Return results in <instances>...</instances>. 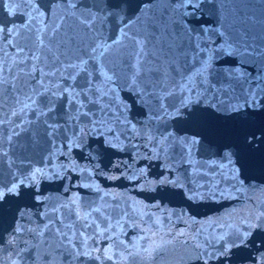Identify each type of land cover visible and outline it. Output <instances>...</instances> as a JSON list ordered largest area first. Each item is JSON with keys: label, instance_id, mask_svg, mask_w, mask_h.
<instances>
[{"label": "water", "instance_id": "95a60500", "mask_svg": "<svg viewBox=\"0 0 264 264\" xmlns=\"http://www.w3.org/2000/svg\"><path fill=\"white\" fill-rule=\"evenodd\" d=\"M115 2L0 0V264H264V0Z\"/></svg>", "mask_w": 264, "mask_h": 264}, {"label": "snow or ice", "instance_id": "6c2138e0", "mask_svg": "<svg viewBox=\"0 0 264 264\" xmlns=\"http://www.w3.org/2000/svg\"><path fill=\"white\" fill-rule=\"evenodd\" d=\"M28 2L30 4L35 5L36 4V0H28ZM65 3H67L70 7L75 8L76 5L74 3V0H64ZM130 2V0H129ZM210 3V0H180V3L183 7H185V9H192L191 12H187L186 15L187 16H191L193 17V20L196 19V13L200 11V4L201 3ZM113 7L115 8H119L120 7V0H116V2L113 4ZM33 11L38 12L41 16H43V13L40 12L38 6L33 8ZM122 11V9H121ZM9 14H14V9L13 8H9ZM109 15H118V13H109ZM192 21H190L191 23ZM4 31L3 27L0 26V33H2ZM9 31L11 32V29H9ZM192 31H195V28L192 29ZM99 50V51H98ZM106 49L105 46L103 44H97L96 47H94L91 50L90 53V58H96L99 59L101 58L104 53H105ZM87 66H88V61L87 60H80V64L79 65H71V67L73 68H79L80 71L87 73ZM2 67H0V74H2ZM78 74V73H77ZM203 74V70H199L197 72V75H202ZM105 75V79L107 80H111V77H108L106 74ZM4 83L3 79L0 78V85H2ZM177 88L179 89V94H180V102L179 105H172L173 111L172 112H168L167 109H164V118H174L177 120H181L184 122H190V123H198L201 120V116L199 114L198 110H194L195 106L198 104V101H194L192 99V91H194V89H192L190 86L188 85H183V84H177ZM91 90V89H90ZM65 93L68 94V103L72 104L75 103L78 105L77 111L79 112L81 109H83L84 105L83 103H81L77 97L80 95L79 93H75L73 92L70 88L65 87L63 90H61L60 95H64ZM176 92L175 90H173L172 92H169L168 95H175ZM53 95L55 96L56 93H53ZM140 95H143V93H141ZM86 99H89L90 103H94L93 101L90 100V98L85 97ZM28 100L32 101V103H35L34 100H32V97H28ZM144 101H142L143 103ZM31 105L28 103L24 104V107L21 108V112H23L24 108L30 107ZM127 107V106H126ZM164 106L162 105V108ZM50 110H54V109H50ZM16 112H13V115H16ZM88 113H84V115H87ZM3 121H0V124H2ZM97 127V123H93V128ZM10 139V138H9ZM109 143H111L109 141ZM40 172L39 169L36 170L35 173H33L32 179H35V176ZM23 181H18V182H13L10 184V186H8L6 189L4 187H0V200H3L5 198L6 194H14V195H19V189L21 184H23ZM96 211H99V209H96ZM90 215V214H89ZM84 219L86 220L87 218L84 217ZM22 229L20 226H17L16 228V232L19 233L21 232ZM14 239V238H13ZM95 251H99V249H95ZM144 252H149L148 248H145L143 250ZM80 253H78L79 255ZM85 256H89L91 255L90 252L85 251L84 253H82ZM104 254L107 257V259H112V256L108 255V249L106 248L104 250ZM139 250L136 253H131L129 252V255H139ZM211 255V254H209ZM121 256L123 258V253H121ZM97 260L100 259L99 256L96 257ZM13 264H16V261H13Z\"/></svg>", "mask_w": 264, "mask_h": 264}]
</instances>
